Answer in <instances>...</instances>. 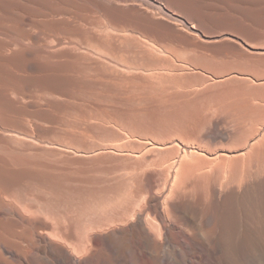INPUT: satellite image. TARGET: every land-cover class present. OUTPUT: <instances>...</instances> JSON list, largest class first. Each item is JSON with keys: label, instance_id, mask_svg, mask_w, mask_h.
Returning <instances> with one entry per match:
<instances>
[{"label": "bare ground", "instance_id": "6f19581e", "mask_svg": "<svg viewBox=\"0 0 264 264\" xmlns=\"http://www.w3.org/2000/svg\"><path fill=\"white\" fill-rule=\"evenodd\" d=\"M147 2L149 1L0 0V36L5 37H0V264H245L241 257H237L233 243L246 242L251 231H260L264 225L262 217L258 215L259 219L248 220L251 215L248 208V200L252 196L251 185L264 182V177L251 181L246 172L250 159L248 147L252 145L250 142L240 149L236 146L235 150L231 148L232 144L230 148H208L196 141L188 143L184 138L168 142V145L145 141L146 150L139 153L143 160L151 158V149L154 148L160 149L162 157L154 161L150 169L143 170L142 166H137V177L133 178L130 193L121 201L116 195L110 196L103 208L83 224L82 233L79 232L81 229L78 231L80 219L68 218L63 221L55 217L44 218L36 212L20 208L12 200L16 198L17 189L34 185L56 195L63 194L66 190L74 193L84 190L82 184L87 180L84 172L87 163L74 158L78 154L75 147H62L64 151L59 161L47 159L45 155V148L56 147L57 143L43 136L42 122L58 118L61 105L59 98H71L76 93L86 97L91 84L96 83L115 90L128 99L137 100V87L144 90L158 87L164 91L169 88L167 83L173 73L177 76V72L187 71L191 66L194 70L192 59L214 60L212 54L228 51L240 53V58H253L251 54L244 53L243 48H239L237 43L240 41L234 30L222 31L223 29L215 28L231 22L240 23L242 29H251L246 21L239 22L235 15L203 13L191 0H164L166 5L168 2L170 8H175L188 18L189 13H192L190 18H195V21L186 26V33L178 28L179 20L170 24L159 19L156 12L150 10L151 7L154 8L152 3L148 4L151 5L150 8H145ZM154 4L156 3L153 2ZM230 12L233 14L234 11ZM37 16L44 18L41 19L42 25L59 35L56 40L53 38L55 43L52 46L41 47L42 41L41 46L38 45L46 53L45 56L33 54L36 48H32V51V43H29L31 40H26V44L24 39L35 31L28 28L27 31L19 24L27 17L37 19ZM11 21L13 24H10ZM44 32L47 36L46 30ZM44 32L40 31L41 34H45ZM10 35L15 38H8ZM251 44L250 50L257 52L260 46ZM38 47L34 52L39 53ZM183 47H187L186 53H189L185 58L176 52V48ZM208 52L212 54L209 55ZM78 64L89 67L94 73L71 69ZM31 65H36L38 70L30 71L31 68L28 67ZM142 72L148 74L142 76L139 74ZM196 73L195 75L198 74ZM232 76L234 77L233 74ZM249 84L252 86L253 82L251 84L249 81ZM147 98L144 100H148ZM177 108L184 110L186 106ZM190 119L189 116L187 120ZM215 127V136L225 138L226 133L217 124ZM249 130L252 131L251 127ZM134 137L136 140V136ZM256 142L255 140L253 144ZM106 143L104 144L107 145ZM58 147L60 146L56 148ZM166 147L174 148V156H168L170 150L166 153L161 151ZM119 149L116 148L118 151ZM93 153L97 155V152ZM76 164L80 168L76 169ZM240 165L244 171L239 181L237 177L242 169ZM202 183L208 188L210 200H207L208 204L205 203L208 212L199 217L197 211L203 210L200 205L208 198H205L203 192L195 194L192 188ZM67 184L69 187L65 186ZM136 203L139 204L136 206ZM238 212L242 214L241 220L238 219L244 223L238 222L241 224L240 231L233 237L232 229L235 220H238ZM206 219L211 220L209 229L203 226ZM135 245L140 246V249L137 250ZM249 258L253 260L251 264H264L261 255L253 254Z\"/></svg>", "mask_w": 264, "mask_h": 264}, {"label": "rangeland", "instance_id": "374dc122", "mask_svg": "<svg viewBox=\"0 0 264 264\" xmlns=\"http://www.w3.org/2000/svg\"><path fill=\"white\" fill-rule=\"evenodd\" d=\"M148 1L149 2L145 3L144 5L145 8H150L151 5H148V4L152 3V6L154 8L152 9L151 7L150 10H153L154 12H156L157 17H159V19H162L165 22L168 21V23L170 22V24L175 22V20L177 21L179 20L178 21L180 23L178 25L179 27L176 24L175 25L179 29H181L183 32H186V30H188V28L186 27L187 25H190L194 23L195 21V18L193 19L190 18L192 13H189L190 16L188 18L186 15L180 12L178 13V11L175 8H170L168 6V2L166 5V2H163L164 0H161L163 3L160 0H148ZM191 1L193 2L194 6L200 9L203 13H206V14L214 13L216 15H231V16L235 15L234 17L239 19V22L246 21L245 22L246 25H248L251 29H242L240 26V23L236 24V23H231V22L228 23L227 25L220 24L216 26L215 28H218V30L223 29L222 31L234 30L237 33L238 39L240 41L237 43L239 48L241 49L243 48L242 50L244 51V53L251 54L253 58H240L238 56L240 55V53L236 51H228L225 53L217 52L216 54H212V52H208L209 55L212 54V56H214L215 58L214 60H203V59H192L191 58L193 60V65L195 66L194 70H193V66H191L190 67L191 69L188 68L187 71L186 70L184 72L180 71V73L182 74L177 72L178 73L177 76H176V73H173L172 74L173 76L169 78V83H167L170 86L169 88H166L164 91H162V88H158V87H154L152 89H145V90L144 88L137 87V100L128 99L124 97L123 94H120L116 92L115 90H112L108 87H104L101 84H96V83L91 84V86L88 89L89 91L86 97H83L79 93H76V96H73L71 98H63V97L59 98L61 105H60V110L58 111L59 113L58 118L51 120V121L42 122V125L44 128L43 136L50 141H54L55 143H57V146H60V147L56 148L57 147L56 146V147L45 148V152H46L45 155L47 159L51 158L50 160L59 161L62 157V152L64 151L62 147H68V146L75 147L74 149L77 150L78 154H75V155L73 154L74 158L85 160L87 163L86 169H84L87 180L86 182L82 184L84 186V190L81 193H74V192H69L68 190H66L63 194L56 195L50 192L49 190H45L39 185H34L30 188H19L16 190V196H15L16 198L12 200L13 201L15 200L14 202L20 208L36 212L38 216H43L44 218L55 217L63 221L67 220L68 218H75L77 220L80 219L81 222L79 221L80 223H79L78 231L81 229L79 232L82 233L84 230L83 224L88 219L92 218L97 211L103 208L105 204L104 202H106L110 196L116 195L118 199L121 201L123 197H126V195L130 193V189L133 184V178L137 177V169H138L137 166H140V167L142 166V169L146 170L149 167L151 168V164L154 161L162 157L159 153L160 149L154 148V149H151L153 157L151 156V158H148L146 160L142 159V156L139 153L145 152L146 150L145 144L146 142H149V141L154 142V143L159 142L160 144L168 145L169 143H171V141H174V140L179 141L184 138L186 142L188 143L196 141L202 144V146H206L208 148H218V147H223V146L230 148V144H232L231 148L235 150L237 147H238L237 149H240L247 145L245 143L250 142L249 144H252V145L251 146L249 145L251 149L250 147H248V153L250 154L249 155L250 159L248 161L246 172L250 176L248 177L250 178L251 181L256 180L258 177H264V135H263L264 122H262L264 121V108H263L264 106V100H263L264 99V87H263L264 86V17H263L264 1L257 0V3H255L256 2L255 0H249V1L248 0H231V1L208 0V2H211V3H208L206 0L205 1L191 0ZM153 2L156 3L157 5L156 4L153 5ZM258 4L259 6H257ZM221 7L223 8L221 9ZM225 8L228 12L224 10ZM230 11H234L233 14ZM246 14L251 17L249 18V16H247ZM160 16H163V17H160ZM169 16L175 17L176 19L170 18ZM40 17L37 16V19H34L32 17L31 18L27 17L26 19H23L19 23L21 24V27L26 29L27 31L28 29H30L32 32L33 30L35 31L31 33L29 30V33H31V35L27 39H24V42L26 44H27L26 40L27 41L31 40V42L29 43H32L33 45H35L34 47L31 44L30 49L32 48L37 49L38 45L41 46L42 42H43V45L41 47H43L44 45L52 46L54 45L53 42L55 43L56 37L59 36L56 33L51 32L48 27L46 28V26L42 25L41 21L44 18L42 19V17L41 18ZM32 19L34 21H32ZM12 22L13 21H11L10 24H13ZM27 22L28 24L25 25V23ZM36 27H39V28L36 29ZM39 30L42 31V33L46 30L47 36L45 32H44L45 34H41ZM50 32L52 34V38H51ZM11 36L15 38L13 35H10V37L8 38H12ZM0 37L5 38L3 36H0ZM33 37H36V39ZM38 37H41V38L39 39ZM248 37H251V38H248ZM249 44H251L252 46L253 45L256 46L258 44L260 47L256 46V47H259L258 51L256 52L255 50L253 51V49L250 50L251 46ZM13 48L15 49V46ZM34 49H32V51ZM34 51H33V54L35 56H43V55L45 56L46 55V53L40 50V48L37 50L39 51V53L34 52ZM40 51H42L43 53H40ZM187 51H188L187 47L176 48V52L181 54L182 58H185L187 54L189 56V53H186ZM31 56H29L28 58L31 59ZM94 59H96L95 56H94ZM30 68H31L30 71L38 70L36 65H31L28 67V69ZM71 69L72 70H87V72H89L90 74L94 73L93 70H91L89 67L87 68L81 64H78L77 66L74 65L73 67H71ZM194 71L195 73L197 72L198 74L196 73L197 75H195ZM205 73H206V76H205ZM139 74H141L142 76H145L148 73L142 72ZM232 74L234 75V77L232 76ZM256 74H258V76H256ZM227 76L229 77V79ZM224 78H226L227 80ZM256 79H259V80L256 81ZM246 80H249L251 84L253 82V85L250 86L249 81L247 82ZM205 81L207 83H205ZM213 81L215 83L217 81L219 84L218 83L215 84L213 83ZM210 82H212V85ZM207 84L208 86H206ZM214 84L216 85V87L214 86ZM256 86H257V90H255ZM153 95H155L156 97L155 96L152 97ZM144 98L145 99L147 98L148 100H144ZM251 98L253 100L256 99L257 102L260 100L263 102L260 101L257 104V102L255 100L254 102ZM179 106H186V109L183 110V109L177 108ZM259 106H260V109H262L261 111L260 109L258 110ZM189 116L191 117V119L187 120ZM108 119H110V121ZM78 122L80 123V125ZM246 122L248 125H246ZM195 123L198 125H196ZM215 124L218 125V128L221 131L226 133L225 138H221L218 136L219 138L218 140V138L215 136V129H216ZM249 126L251 127L252 131L249 130L250 129ZM122 128L123 130H121ZM242 131H244L245 133L248 131L246 133L247 135L244 134V132ZM257 133L259 137L258 135H256ZM179 134H182L181 135L182 137ZM261 134L263 137L261 136ZM134 136H136L138 140L137 139L135 140ZM214 136L216 137L217 140L214 139L215 138ZM143 138L145 140H143ZM246 138H247V141L249 139L248 142L246 141ZM252 138L257 141L255 145L253 144L255 140H252ZM147 139H150V140H147ZM250 139L252 142L250 141ZM118 141H121V142H118ZM122 141L123 142L125 141V142L122 143ZM138 141L140 145L138 144ZM105 142H107L106 143L107 145L104 144ZM112 142L114 144H112ZM116 142H118V145L120 147L116 144ZM128 142H133V143H128ZM63 144L64 145L66 144L67 146H64ZM218 145H222V146H218ZM116 148L117 149L120 148L119 151L116 150ZM173 149L174 148L166 147L165 149H161V151L163 150L165 151L163 153H166L168 150H170L172 154L170 153L169 155L168 154L167 155L171 157V156H174L175 154V150ZM258 149L260 150V152H258ZM94 151L97 152V155L99 156H97L96 153H93ZM110 152L111 153L115 152L116 154L115 153L111 154ZM79 153L82 155H80ZM110 162L113 164V166ZM75 167L76 169L80 168L78 164H76ZM240 167L242 169L239 170L238 177H237L239 181L242 179V173L244 171L241 165ZM254 176L255 177L257 176V177L255 178ZM239 181L237 180L238 183ZM122 185L124 186L122 187ZM65 186L69 187L68 184ZM192 191H194V193L196 192L195 194L203 192L205 193V198H208L204 200L203 205H200L203 210L199 209V211H197V215L199 214L198 216L202 217V214L204 213L206 214L208 212L207 207H206V204L209 203V201L207 200H210V194L207 192L208 188L205 186V184L202 183L194 187V189L192 188ZM251 193L253 197L251 196L250 199L248 200L249 213L251 214L248 220L250 218L251 220H257L259 219L258 216H260L262 217V222L264 224V215H263L264 214V195H263L264 194V182L252 184L250 188V194ZM137 204L139 203H136V206ZM62 206L64 208H61ZM43 213H46V215ZM241 215L242 214H240V212L236 213L237 219L238 218L240 219ZM238 220H235V224L232 229L234 230L233 237L238 234V231H240L241 224L244 223L243 221H240L241 219L239 221ZM238 222H240L241 224L239 225ZM210 223H211V220L206 219L203 224L204 228L209 229L208 227L211 226ZM248 238L246 239V242L234 241L233 244H234L237 257L239 258L241 257V261L243 263L251 264L253 260L249 258L250 255H253V254L261 255L263 257V262H264V225L261 227L260 231L255 230V229L254 231H251V236H248ZM135 247H137V250L140 249V246L138 245H135Z\"/></svg>", "mask_w": 264, "mask_h": 264}]
</instances>
